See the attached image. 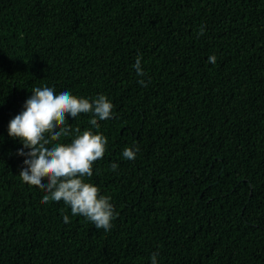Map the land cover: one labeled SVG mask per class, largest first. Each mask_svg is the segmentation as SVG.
<instances>
[{
  "label": "trees",
  "instance_id": "trees-1",
  "mask_svg": "<svg viewBox=\"0 0 264 264\" xmlns=\"http://www.w3.org/2000/svg\"><path fill=\"white\" fill-rule=\"evenodd\" d=\"M43 83L115 105L86 178L111 197L109 231L23 180L7 126ZM153 252L264 264V0H0V264H151Z\"/></svg>",
  "mask_w": 264,
  "mask_h": 264
},
{
  "label": "clouds",
  "instance_id": "clouds-1",
  "mask_svg": "<svg viewBox=\"0 0 264 264\" xmlns=\"http://www.w3.org/2000/svg\"><path fill=\"white\" fill-rule=\"evenodd\" d=\"M142 59V54L138 55L133 68L141 77L138 83L147 86L142 78L146 75ZM216 59L215 55L209 56L208 62L215 63ZM30 91L22 110L7 126L8 135L22 144L16 154L25 157L23 180L45 191L43 202L62 200L73 216L85 217L97 229L111 230L116 217L111 197L101 194L99 187L86 178L93 176L94 162L104 157L108 145V137L98 131V121L111 119L115 105L106 94L82 96L56 83H43ZM82 113L90 114L88 123L92 128L73 129L68 121ZM68 137L69 142H61ZM138 152V146L126 147L122 157L134 160ZM110 167L116 171L118 164ZM63 219L70 222L68 215ZM158 255L152 253L151 264H158Z\"/></svg>",
  "mask_w": 264,
  "mask_h": 264
}]
</instances>
